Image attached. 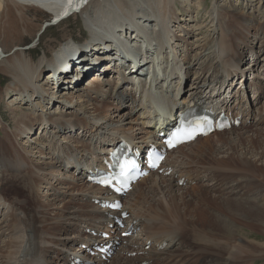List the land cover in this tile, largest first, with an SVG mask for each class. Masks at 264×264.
Instances as JSON below:
<instances>
[{
  "label": "bare ground",
  "instance_id": "1",
  "mask_svg": "<svg viewBox=\"0 0 264 264\" xmlns=\"http://www.w3.org/2000/svg\"><path fill=\"white\" fill-rule=\"evenodd\" d=\"M261 1L243 0L244 5L237 7L232 0H210L209 6L205 0H0V5L41 9L48 16L45 29L79 10L85 30L80 39L64 30L62 41L38 54L36 47L23 44L0 46V74L6 81L0 86V264H68L75 252H81L87 229L96 230L108 214L119 216V211L94 203L101 189L73 169L78 162L98 160L105 146L121 137L142 144L155 138L159 127L141 129L137 94L151 75L150 83L160 86L159 91L174 89L186 101L189 73L188 102L192 103L193 96L206 97L212 88L235 83L237 75L246 77V90L257 89V96L247 97V105L240 101L246 107V120L167 152L160 166L164 172L157 170L137 181L122 198V210L128 213L122 222L134 221L140 233L121 237L126 226H114L109 234L118 241L114 254L94 260L99 264H254L264 259V240L250 236L264 230V185L252 183L256 169L264 179V166L256 167L264 162L258 156L254 163L248 153L235 150L250 128L264 129V76L252 72L260 62L264 71ZM200 12L203 22L190 19ZM43 23L35 26L39 32ZM12 29H17L16 24ZM246 48L251 64L243 57ZM125 50L128 54L122 53ZM116 66L122 67L123 78L111 76ZM130 80H138L139 86ZM239 95L246 99L244 91ZM22 105L26 112L13 124L7 122L2 107L15 113ZM54 106L60 110H52ZM162 107L156 105L153 112L160 114ZM36 126L41 129L38 135ZM64 131L68 134L61 137ZM210 137L214 139L209 141ZM43 184L52 197L27 204L34 200L36 186ZM188 184L209 187L213 193L208 198L222 197L217 200L231 203L229 213L221 204H192V196L184 194ZM14 185L25 194L20 197L15 192L7 199L2 190ZM138 187L146 193L141 198L135 192ZM150 192L154 197L148 200ZM242 228L248 234L240 233ZM183 235L190 238L187 246L199 243L200 248L188 252Z\"/></svg>",
  "mask_w": 264,
  "mask_h": 264
},
{
  "label": "rangeland",
  "instance_id": "2",
  "mask_svg": "<svg viewBox=\"0 0 264 264\" xmlns=\"http://www.w3.org/2000/svg\"><path fill=\"white\" fill-rule=\"evenodd\" d=\"M205 1L207 3V6H209L210 0H205ZM221 1H229V0H221ZM263 1L264 0L261 1L262 3L260 4V6L263 5V3H264ZM232 3L236 4L237 7L244 5L243 0H232ZM75 11H77L75 14H73L69 17H65L64 19H62L63 21H61L60 23L54 24L53 26H47L45 29V26L47 25V23L49 21H48V19L45 20L48 16H46L44 11H42L41 9H38L36 7H33V6H28V5L21 6V5H17V4H13V3H3L0 5V46H3L5 44L6 45L23 44V47H26V48H33V47L35 48L36 47V53L38 54V53H40V51H44V49L47 48L46 46H48L50 44H56L59 41H62L64 39V36H62L64 33L63 32L64 30L72 33L73 36L75 35L74 36L75 39L76 38L80 39V36L84 33L85 30H84V26H83L81 17L79 16L80 13H78L79 10L75 9ZM194 14H196V13L191 14L192 17L190 19H194L195 21L201 20L203 22L204 17L201 16V14H202L201 12H200V14H198L199 16H197L196 19L194 17L195 16ZM43 20H44V23L42 25L41 31L39 32V30H37L35 26L37 24L40 25V23ZM13 24H16L17 29H15L14 31L12 29L10 31ZM23 27H27V29H26V31H23L22 35H19V31H21L20 29H22ZM39 34H41L40 37H39ZM254 42H256V40ZM38 44H40V45H38ZM16 47H18V46H15L14 48H16ZM20 47H22V46H20ZM125 51H122V53L128 54V51L127 50H125ZM5 54H6V52H5ZM261 56H260V58H262ZM243 57H246V59H249L248 63H250V64L252 63V57L249 53L248 48H246ZM261 64H262V62H260L258 64L257 67H259V68L256 69L255 71H252V72L257 73V75L264 76V71H263V67H261ZM257 67H255V68H257ZM186 76L188 78L186 79V85H184V87L186 86L185 90L190 91V88L189 87L187 88V86H189V84H190V81H189L190 73L187 74ZM238 78H239V75H237L234 78V80L236 81ZM5 84H6V81L3 78V76L0 74V86L3 87ZM4 102H5V100L2 101V103H1L2 106H3V104H5ZM113 105H115V101L112 102V106ZM3 107L5 108V105ZM3 107H2V112L4 111L3 116L5 117L6 121L10 122L11 124H13L14 121L20 115H22V113L26 112V110H25L26 106L25 105H22L21 108H17L15 113L8 110L7 108L4 109ZM53 109L54 110L56 109L57 111L60 110V108H57L56 106H54L52 108V110ZM121 109L122 110H119V111L124 112L127 108L126 109L121 108ZM111 111H113V109H111ZM56 117H59V116L56 115ZM36 127L37 128H36V130H34V134L38 135V132L41 129L39 128L40 126H36ZM262 127H264V126H262ZM243 131H247V130H243ZM247 132H248L247 133L248 136L238 140L237 145H236V149H235V150H237V148H238V151H236V152L248 153L250 156H252L254 163L258 162V161H255L256 157L261 156V158L263 159V162H264V129L252 127V128H250V131H247ZM44 133H45V131H44ZM60 133H61V131H60ZM67 134L68 133L64 131V133L62 132L61 137L67 136ZM79 135H80V133H79ZM213 139H214V137H210L209 141H212ZM23 140H25V139H23ZM239 149H241V150H239ZM240 151H242V152H240ZM262 166H264V164L256 165V167H262ZM250 168L251 167L247 166L246 171L249 172ZM246 171H244V172H246ZM251 171L254 173V170H251ZM256 171H257V176L252 181L253 185H255L256 183L264 185V179H262L260 177L259 170L256 169ZM244 172H242V173H244ZM63 173H65V172H63ZM245 177L250 179V180L252 179L250 177V174L245 173ZM174 184H175V180H174ZM253 185H252V187H254ZM63 186H64V184H63ZM191 186L187 187V188H183V189H185L184 194H187L188 197L192 196V204L196 203L197 201H204L205 203H210V204L211 203L221 204L224 207V213H229L228 210L231 209V206H232V205L230 206L231 203H228V202L224 201L223 199L217 200V199L222 198V197H219L216 199L215 198L214 199L208 198V196L212 195V193H213L209 189V187H207L206 185H201V184L198 185L197 187H194V185H191ZM14 187H18L19 189H16ZM14 187H7V188L2 190L3 194L6 196L7 199H9L15 192H17V194L19 196L25 194V190H23L19 186L14 185ZM36 188L38 190L36 191V196L34 197V200L33 199L30 200L29 202H27V204L34 203L35 200H38V199L41 202L42 200H47V199H50L52 197V195H50V190H47V185H45V184L38 185V186H36ZM218 191H219V193H223V190L221 188H219ZM135 192L140 198L143 197L144 195H146V193L144 192V190L141 187L136 188ZM155 192H156V190H155ZM194 192H199V194L194 193ZM151 197H154V194L150 192L148 194V200ZM61 198L63 200L66 199L65 196H61ZM224 199H227V198L224 197ZM211 207H212V205H211ZM221 215L224 218V214H221ZM8 219H9V217H8ZM14 220L15 219L13 216L10 221L14 222ZM226 220H229V218H227ZM209 231H210L211 235H215V232H216L215 230L212 229ZM245 231H246V229H244V228L239 230L240 233H244ZM245 234H248V233L245 232ZM258 234L259 235L261 234V235L259 236ZM250 236L255 238V239L264 240V230L260 231L258 233L251 234ZM183 239H184L185 249L188 252H193V251L198 250L200 248L199 243L191 244V245L187 246V243H188L190 238L187 237L186 235H183ZM131 259H132L131 257L128 258L130 263H131ZM254 264H264V259H262V258L257 259V260H255Z\"/></svg>",
  "mask_w": 264,
  "mask_h": 264
},
{
  "label": "snow or ice",
  "instance_id": "3",
  "mask_svg": "<svg viewBox=\"0 0 264 264\" xmlns=\"http://www.w3.org/2000/svg\"><path fill=\"white\" fill-rule=\"evenodd\" d=\"M180 135H184L187 138H191V133L190 132H188L187 130L178 129L176 133H173L172 137L167 141V143L169 145H171L173 140L176 139V137L180 136ZM105 183H107V182L105 181Z\"/></svg>",
  "mask_w": 264,
  "mask_h": 264
}]
</instances>
